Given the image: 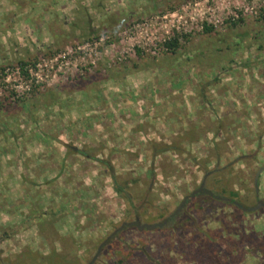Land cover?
Listing matches in <instances>:
<instances>
[{
    "label": "rangeland",
    "instance_id": "rangeland-1",
    "mask_svg": "<svg viewBox=\"0 0 264 264\" xmlns=\"http://www.w3.org/2000/svg\"><path fill=\"white\" fill-rule=\"evenodd\" d=\"M262 15L264 0H0V264H88L136 218L167 223L126 226L94 264H264ZM201 182L263 205L213 191L228 199L173 214Z\"/></svg>",
    "mask_w": 264,
    "mask_h": 264
},
{
    "label": "trees",
    "instance_id": "trees-1",
    "mask_svg": "<svg viewBox=\"0 0 264 264\" xmlns=\"http://www.w3.org/2000/svg\"><path fill=\"white\" fill-rule=\"evenodd\" d=\"M261 18L264 20V15H262L261 16ZM92 19H91V16H90V14L88 15V17H87V24H86V26H87V34H89V35H92V34H95V31H94V27L92 26V21H91ZM234 24H237V22H234ZM76 26H78L77 24H75ZM213 30V27L212 26H205V29H204V32H210V31H212ZM85 34H86V32H85ZM164 45H165V47H166V50L168 51V52H172V53H176L177 51H178V49L182 46V42H181V38H180V36H174V37H172V38H170V39H168V40H166L165 42H164ZM139 52V54H140V50L138 51ZM170 59H172V57H167V58H163V59H160V58H157L155 61H149V62H143L142 63V66H140V67H138L139 69H145V68H150V67H153V66H163V64L164 63H166L168 60H170ZM173 60V59H172ZM18 62L21 64V66H24V65H26L27 64V60H25V59H23V58H18ZM138 66V63H135V65H134V67H137ZM134 70L131 68V70H129V71H127V72H119V73H115L114 75H112V79H121L125 74H127V73H129V72H133ZM84 83H86L85 81H82V80H80V81H77L76 83H72V84H70V85H65L66 87L67 86H70L69 88H71V90H77L78 88H80V87H82V86H84ZM62 90H63V88L62 87H58V88H56V89H51L47 94H45V95H43V98L42 99H44L45 98V100L47 99V98H49V100L51 101V103H54V102H56V100H57V98H59V96H61V92H62ZM51 93V94H50ZM219 129H218V131L220 130V129H223L225 126H226V124L228 123L227 121H224V119H222V120H220L219 121ZM207 124L208 123H203L202 124V128H207ZM205 126V127H204ZM186 133V132H185ZM180 139H179V141L181 142L183 139H187V140H191V135H189V134H185L184 135V137H179ZM180 142H178L177 141V144H179V146H180ZM158 143V142H157ZM150 145L151 146H149V152H151V153H153V154H158V153H161V150L159 151L158 149H157V147H156V142H155V140H151V142H150ZM225 147V145H224V142L221 144V143H216V145H215V149H214V153L216 152L217 154H219L218 153V151L220 150V147ZM181 147V146H180ZM220 152V151H219ZM150 153V154H151ZM171 166V168H173V166L172 165H170ZM231 167V166H230ZM222 171V169H219V170H217V171H214V170H210V171H212V173L210 174V178L211 177H214V176H217L219 173V171ZM208 171V170H207ZM118 176V175H117ZM116 175H115V173H113V177H114V179H117L116 177H117ZM118 183V181L117 180H115V183ZM120 182V181H119ZM125 185H123L122 186V184L121 185H118V186H116V190L117 191H123L124 189H126V188H129V185L127 184L125 187H124ZM211 189H213V188H211ZM213 191H215L216 193H224V194H227V195H229V201H227V203L228 204H233L234 206H235V208H237V210L240 212V213H243V211L235 204V200L236 199H238L237 197L239 196V191H236L235 189H232L231 187H228L227 185H225L223 188H222V191L220 190V191H218V190H216V189H213ZM207 199H210V198H212L211 196H209V195H207V194H205L204 195ZM199 198V197H198ZM34 215H35V218H36V220H38V221H43V219H44V217L46 216V213H44V212H42V210L39 208V210H36V212L34 213ZM4 233V235H6V237L8 236V231H4L3 232ZM124 260L123 259H119L118 261H117V264H124Z\"/></svg>",
    "mask_w": 264,
    "mask_h": 264
},
{
    "label": "water",
    "instance_id": "water-1",
    "mask_svg": "<svg viewBox=\"0 0 264 264\" xmlns=\"http://www.w3.org/2000/svg\"><path fill=\"white\" fill-rule=\"evenodd\" d=\"M264 170V166L261 167L259 169V171L257 172L256 174V177H255V183L257 184V181H258V176L260 174V172ZM200 193H205V194H208V195H212L214 196L215 198H218V199H223V200H226L228 198L224 197V196H221V195H216L213 193L212 190L206 188L204 186V182L201 183V185L195 189L190 195H187L184 197L183 201L180 203V205H178V207L175 209L174 213L173 214H177L179 213L182 208L185 206V203L187 202V200L190 198V197H194L196 196L197 194H200ZM236 205H238L240 208H242L243 210L245 211H255L257 209H259L260 206L263 205V202L261 200L258 201L257 205L255 206H252V207H246L244 206L243 204L235 201ZM167 223V220L163 221V222H157V223H152V224H149V223H142L140 221L139 218H136L135 220L133 221H130V222H124L122 223V225L116 229L115 231H113V233L111 235H109L100 245H99V248L97 250V253L93 256V258L91 259V261L88 263V264H94L96 259L98 258V256L101 254V250H102V247L119 231L123 230L126 226H136L139 230H143V229H148V230H153L157 227H161L163 225H165Z\"/></svg>",
    "mask_w": 264,
    "mask_h": 264
},
{
    "label": "crops",
    "instance_id": "crops-1",
    "mask_svg": "<svg viewBox=\"0 0 264 264\" xmlns=\"http://www.w3.org/2000/svg\"><path fill=\"white\" fill-rule=\"evenodd\" d=\"M224 121H226V120H224ZM227 122H229L228 121V119H227ZM200 130L201 129H199V127L198 126H194V128L192 127V128H190V129H188V130H186V133L187 134H189V135H191V141H194V139H195V141L200 137ZM203 131H205L206 132V130H203ZM219 131H221V132H224V134H225V136H224V138H225V140H227V134H228V131L225 129V127L223 128V129H220ZM185 133V131L182 133L183 135H185L186 134ZM227 133V134H226ZM179 137V136H178ZM183 137V136H182ZM224 140V141H225ZM223 141V142H224ZM226 143V142H225ZM225 145V144H224ZM173 166V165H172ZM263 167V166H262ZM261 168V167H260ZM259 171V170H258ZM262 172H263V170L260 172V174H259V176H258V178H260V176H261V174H262ZM258 182V181H257ZM202 183V182H201ZM201 183H200V185H201ZM204 184H205V182H204ZM197 189V188H196ZM195 190V189H194ZM257 193H259V188H258V190H257ZM199 196V194H197L196 195V197H198Z\"/></svg>",
    "mask_w": 264,
    "mask_h": 264
}]
</instances>
